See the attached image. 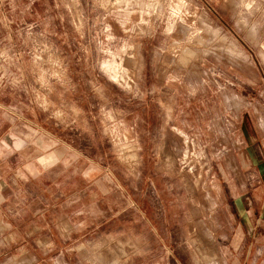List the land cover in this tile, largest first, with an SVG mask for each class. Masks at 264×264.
<instances>
[{"label":"rangeland","instance_id":"374dc122","mask_svg":"<svg viewBox=\"0 0 264 264\" xmlns=\"http://www.w3.org/2000/svg\"><path fill=\"white\" fill-rule=\"evenodd\" d=\"M253 214L264 0H0V264H242Z\"/></svg>","mask_w":264,"mask_h":264},{"label":"crops","instance_id":"0c3cea01","mask_svg":"<svg viewBox=\"0 0 264 264\" xmlns=\"http://www.w3.org/2000/svg\"><path fill=\"white\" fill-rule=\"evenodd\" d=\"M242 212L246 213V210H243ZM242 212H241V214H242ZM237 214L239 215V212H237ZM251 217L254 218V214L252 216L251 215H248V216L240 215L239 219H237L235 221V224H233V227H235L236 230L238 231V236H239V233H241V235H242V239H240L241 242L239 244L238 251L243 249L244 246L246 249V251L239 254L238 257H239V260L242 261V264H262V262H264L263 261L264 260V254H262L263 252H261V251L249 252V250L251 249V246L254 245V244H251L252 240H256L258 237H260L259 232H257V230L260 229V226H258V224H257L259 222L255 221L253 219H251V221H250L249 219ZM238 236H237V238H238Z\"/></svg>","mask_w":264,"mask_h":264}]
</instances>
